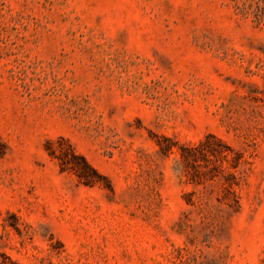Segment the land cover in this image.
<instances>
[{
    "label": "rangeland",
    "instance_id": "rangeland-1",
    "mask_svg": "<svg viewBox=\"0 0 264 264\" xmlns=\"http://www.w3.org/2000/svg\"><path fill=\"white\" fill-rule=\"evenodd\" d=\"M0 264H264V0H0Z\"/></svg>",
    "mask_w": 264,
    "mask_h": 264
}]
</instances>
